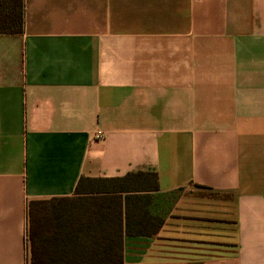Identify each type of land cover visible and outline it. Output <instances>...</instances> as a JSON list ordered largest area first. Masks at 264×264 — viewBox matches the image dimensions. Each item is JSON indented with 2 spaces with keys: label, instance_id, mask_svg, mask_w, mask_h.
I'll use <instances>...</instances> for the list:
<instances>
[{
  "label": "crops",
  "instance_id": "crops-1",
  "mask_svg": "<svg viewBox=\"0 0 264 264\" xmlns=\"http://www.w3.org/2000/svg\"><path fill=\"white\" fill-rule=\"evenodd\" d=\"M132 171L158 175L156 235L76 191ZM31 201L51 247L264 264V0H26L0 33V264H32Z\"/></svg>",
  "mask_w": 264,
  "mask_h": 264
},
{
  "label": "trees",
  "instance_id": "trees-1",
  "mask_svg": "<svg viewBox=\"0 0 264 264\" xmlns=\"http://www.w3.org/2000/svg\"><path fill=\"white\" fill-rule=\"evenodd\" d=\"M26 0H0V33H20L25 26ZM88 183L91 191L110 192L118 194L121 202L124 198V209L128 215V232L131 235H156L163 225L164 219L149 215L148 205L151 193L159 191L157 173L149 171H132L123 176L88 178L83 176L76 191L83 190ZM37 201L30 202V236L32 239V264H123L124 247L121 234V248L104 250L63 249L51 247L48 242V216H35ZM123 210V207H122ZM131 214L133 219H131ZM41 218V219H40ZM132 221V223H131ZM142 229L140 232L131 231ZM45 234L44 240L37 242V235Z\"/></svg>",
  "mask_w": 264,
  "mask_h": 264
},
{
  "label": "built area",
  "instance_id": "built-area-1",
  "mask_svg": "<svg viewBox=\"0 0 264 264\" xmlns=\"http://www.w3.org/2000/svg\"><path fill=\"white\" fill-rule=\"evenodd\" d=\"M104 133L103 132H96L95 134H94V138L95 139H103L104 138Z\"/></svg>",
  "mask_w": 264,
  "mask_h": 264
}]
</instances>
